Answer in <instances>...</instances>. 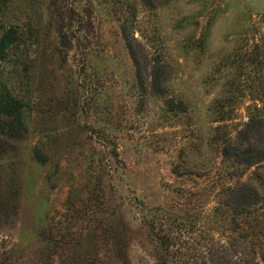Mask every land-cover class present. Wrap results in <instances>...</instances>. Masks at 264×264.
<instances>
[{
	"label": "rangeland",
	"instance_id": "1",
	"mask_svg": "<svg viewBox=\"0 0 264 264\" xmlns=\"http://www.w3.org/2000/svg\"><path fill=\"white\" fill-rule=\"evenodd\" d=\"M0 98V264H264V0H0Z\"/></svg>",
	"mask_w": 264,
	"mask_h": 264
},
{
	"label": "trees",
	"instance_id": "2",
	"mask_svg": "<svg viewBox=\"0 0 264 264\" xmlns=\"http://www.w3.org/2000/svg\"><path fill=\"white\" fill-rule=\"evenodd\" d=\"M129 48H130V51L133 52V48L131 47V45L129 46ZM2 101L3 100L0 98V107L2 105ZM4 108H6V109L10 108L9 110H11L12 106L9 105V107H4ZM0 114L3 115V117H5V118H9L10 119V113H8V112L7 113H3V111H1ZM256 236H257V238L255 240L256 241V244L257 245H262L263 243L261 241V238L259 237V234L256 233ZM262 249L264 250V245L262 246Z\"/></svg>",
	"mask_w": 264,
	"mask_h": 264
}]
</instances>
